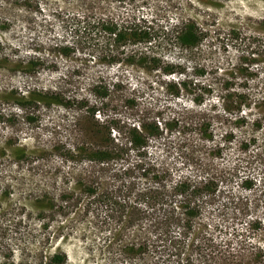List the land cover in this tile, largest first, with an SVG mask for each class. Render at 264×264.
Instances as JSON below:
<instances>
[{"label": "rangeland", "instance_id": "rangeland-1", "mask_svg": "<svg viewBox=\"0 0 264 264\" xmlns=\"http://www.w3.org/2000/svg\"><path fill=\"white\" fill-rule=\"evenodd\" d=\"M101 17L162 30L147 42L107 46L87 24ZM191 21L200 42L182 49L167 31ZM141 50L181 65L192 81L188 90L171 97L155 82L148 86L158 78L138 69L136 57L106 62L112 53L125 59ZM262 81L264 0H0V264L264 263V122L252 130V117L242 124L241 113L223 109V99L245 82ZM114 82L120 84L113 88ZM33 89L53 93V100L15 98ZM208 90L203 102L193 101ZM153 119L167 128L178 121L148 153L156 167L169 169L168 185L184 176L199 181L204 162L214 169L239 167L220 182L218 197L204 205L188 240L175 246L146 219L122 226L121 213L146 209L139 193L148 179L134 168L133 153L106 162L83 154L98 142L94 125L113 127L117 140L129 125ZM207 131L213 142L202 139ZM229 133L232 143L215 157L214 144H224ZM245 137L249 146L242 151ZM21 145L34 153L17 162ZM247 176L250 190L240 185ZM91 183L104 191L129 187L124 212L110 214L86 190ZM179 232L174 227L171 235ZM124 243L135 246L127 250ZM56 254L62 260L51 261Z\"/></svg>", "mask_w": 264, "mask_h": 264}, {"label": "trees", "instance_id": "trees-1", "mask_svg": "<svg viewBox=\"0 0 264 264\" xmlns=\"http://www.w3.org/2000/svg\"><path fill=\"white\" fill-rule=\"evenodd\" d=\"M87 24L91 25L100 34V37L106 38L105 42L107 46L112 43L131 39L147 42L162 30V28L147 23L141 24L134 19L117 23L109 18L101 17L92 23L87 22ZM197 29L193 21L182 22L180 25H176L168 30L167 34H174L180 48L189 49L200 42L201 32L199 33ZM68 51V47H64V52ZM135 57L138 59V69H141L147 75L154 74L158 78L156 81H150L148 86L151 87L155 82L171 97H179L183 92L188 90V85L192 84V81H188L184 77V68L181 65L164 61L153 50L130 52L126 54L125 59H122L116 53H112L107 57L108 61L106 62L110 64L122 62L120 64H123L124 61H134ZM251 74H258L257 70L252 71ZM118 84L120 82H114L113 88ZM252 85L253 87H251L250 82H245L242 86L243 89L235 93L234 97L228 96L224 98L223 109L226 113H241L238 121L242 122V124L246 123L249 117H252L251 128L252 130H256L264 122V81L253 83ZM210 92L209 90L207 92L203 91L199 97L195 96L193 101L196 103L203 102ZM9 93L12 95V92ZM15 98L18 101L26 98L25 100L35 104L41 102L49 104L53 100V93L42 94L41 91L33 89L27 95L19 93ZM95 111L96 109L93 108L91 113L94 115ZM245 112L247 113L245 114ZM177 123L178 121L176 120L175 124H170L169 129L162 127L160 125L161 123L154 119L152 121H144V123L137 125H129L125 131H120V137L117 140L111 137L110 130L113 127H108L104 131L102 129L104 127L97 124L94 125V133L98 136L97 144L89 147V149L86 148L87 150H83V154L86 155L87 159L95 162H106L115 156H128L133 153L135 156L134 168L139 171L141 176L148 179V185L139 193V197L146 205V209L137 208V210L133 211L128 210L126 214L121 213L122 226L134 225L146 219L149 225L159 229L157 233L159 237L169 239L170 242L174 243V246L178 242L188 240V236L193 229V223L202 215L204 205L213 203L218 197L221 191L220 182L231 180L238 174L239 170L236 164L228 168L214 169L210 164L204 162L201 166L205 175L199 181L192 183L187 176H184L180 177L171 185H168L167 179L171 177L169 169L163 165L156 167L154 161L149 160L148 153L152 143L167 136L168 133L171 134L175 130ZM115 128H118V126H115ZM213 138L212 131H207L206 135L202 137L203 140L210 142H213ZM233 138L232 133H229V135L226 134L224 144H214L215 157H222L225 144H231ZM247 142L248 140L245 137L240 146L242 151L248 149L249 145ZM33 153L34 151L21 145L15 150V158L17 162H21ZM240 185L243 189L250 190L253 187V180L247 176L241 180ZM128 189L129 187L123 186L104 191L98 185L91 183L86 190L93 195L94 199L104 204L110 214H120V211L124 212L126 207V201L123 195ZM178 196L180 198H176ZM255 222H257V219L252 221V224ZM174 227L180 228L179 236L175 238L171 235ZM192 241L194 242V240ZM125 243L124 247L127 250H132L135 246L134 243H127L126 245ZM176 249L177 252H180L179 246H176ZM59 260H62V257L58 254L51 257V261ZM251 264H255V262Z\"/></svg>", "mask_w": 264, "mask_h": 264}]
</instances>
